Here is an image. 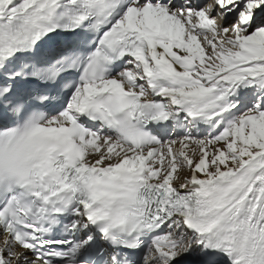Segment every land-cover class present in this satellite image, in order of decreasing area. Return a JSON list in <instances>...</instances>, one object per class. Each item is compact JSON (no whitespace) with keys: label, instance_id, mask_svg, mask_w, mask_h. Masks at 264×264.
Wrapping results in <instances>:
<instances>
[{"label":"snow or ice","instance_id":"snow-or-ice-1","mask_svg":"<svg viewBox=\"0 0 264 264\" xmlns=\"http://www.w3.org/2000/svg\"><path fill=\"white\" fill-rule=\"evenodd\" d=\"M0 264H264V0H0Z\"/></svg>","mask_w":264,"mask_h":264}]
</instances>
